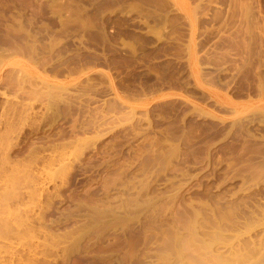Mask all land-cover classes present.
Wrapping results in <instances>:
<instances>
[{"label": "rangeland", "instance_id": "374dc122", "mask_svg": "<svg viewBox=\"0 0 264 264\" xmlns=\"http://www.w3.org/2000/svg\"><path fill=\"white\" fill-rule=\"evenodd\" d=\"M6 1L0 0L1 26L20 15L35 17L37 28L45 22L39 11L29 8L31 0H9L13 3L8 9L1 7ZM66 1L74 0L61 3L66 4ZM102 1L99 6L95 0L94 8L98 5L100 11L102 5L101 14L105 10L109 14L108 19L107 14L102 15L106 20L103 19V26L109 45L103 46L95 37L96 33L83 38L81 33L73 34L70 41L68 37L61 39L58 47L62 64L68 60L71 63L61 65L64 70L59 68L61 72L57 75L35 63L42 56L31 57L21 50H12L14 46L8 48L0 27V264H153L152 244L143 258L136 251L129 254L128 247L136 242L135 238H127L131 240L127 241L131 243L128 246L123 243L125 237L120 239L111 232L102 235L108 219L89 218L97 205L107 201L105 207H119L120 200L125 199L121 197L122 192L114 190L105 198L102 191L105 181L102 180L110 179L114 173L105 171L102 162L105 164L111 158L116 162L118 158L115 169L125 167L128 175L134 173L138 178L143 176L142 172L152 174L151 157L157 149L153 144L166 141L170 130L180 133L183 126L189 124L192 129L196 124L195 129L200 126L210 131L203 137L205 133L200 127L193 129L195 136L200 134L198 138L205 147L200 146L197 139L198 143H191L194 147H189L188 151L198 148V152L189 151V157L181 153L180 159H187L189 163H180L178 170L193 167L189 175H200L189 186L192 188L189 195L184 191L185 197H189L201 189L197 180L212 184L211 171L217 169L211 176H218L225 164L231 162L232 151L228 153L233 144L231 131L237 121H242L243 126L249 124L246 127L252 133L256 131L257 137L264 135L262 125L254 121L259 114L264 115V0H161L159 3V0H145L147 7H143V0V3L124 0V3L131 2L127 7V2L123 3L125 10L121 9L122 3L116 2L113 7L109 5L111 0L110 3ZM81 2L86 3L85 0ZM137 4L141 8H137ZM153 4L160 5L157 11ZM132 8L144 9L139 13L146 12L142 14L146 18L134 13L136 9L131 11ZM146 8L152 13L162 10L168 14H158L166 18V25L152 22V13L148 14ZM68 11L73 13L74 9ZM20 17L21 21L26 20ZM128 28L129 32L132 30L130 33ZM157 34L161 40H156ZM133 35L136 40L130 38ZM136 35H140L139 38ZM141 37L145 41L140 42ZM131 39L143 44L135 43V56L125 46L133 43ZM65 67H69V73ZM256 87L261 92L257 93ZM90 120L100 127H89ZM84 123L91 130L88 131ZM211 125L222 130H213ZM206 126L211 127L206 129ZM212 130L214 133L218 130L215 135L223 137L217 138ZM223 132L229 135L226 137ZM209 133L212 135L208 137ZM230 137L232 143L228 140ZM222 140L224 148L218 143ZM208 142L212 144L209 146ZM218 147L230 155L224 152L222 155L223 150L219 151ZM204 150L210 152V157L216 154L214 162L219 163L221 157L224 164L219 167L217 164L216 168V163H211L213 157L206 163ZM139 164L142 167L144 164L146 171L140 172L144 168L140 169ZM200 165L207 166L209 172L205 167L198 169ZM171 175L178 176L176 180L180 178V172ZM163 183L159 182L161 190ZM149 197H153V193ZM142 218L139 221L150 219L147 215L144 216L146 220ZM137 247L133 251L138 250Z\"/></svg>", "mask_w": 264, "mask_h": 264}, {"label": "bare ground", "instance_id": "6f19581e", "mask_svg": "<svg viewBox=\"0 0 264 264\" xmlns=\"http://www.w3.org/2000/svg\"><path fill=\"white\" fill-rule=\"evenodd\" d=\"M4 1H6V0H4ZM85 1H86V3L81 2V0H76V1L74 0L71 3H68L69 1H66V4L65 3L62 4L61 3L62 0L61 1L60 0H31L32 3L28 2L29 3L28 5L31 6L29 8H33L37 12L39 11L38 13H40V15L44 16V17L43 16L42 17L45 20V22L41 24L40 28H37L35 25L36 20H35V17H33V16H31V17L29 16V18H27V17L23 18L20 15L24 20L26 19L25 21H23V20L21 21L20 19H18L20 16L19 17L14 16L9 21L5 20L6 21V22L4 21L5 25H2L3 27L0 25V27L3 28V30H2L3 31V37L5 39L6 45L8 46V48H11L12 46H14V48H12V50H14V49L15 50L17 49V51L21 50L24 53L26 52V54L28 53V55L31 57L34 55L42 56V58L37 60L35 63H37L39 66L41 65V67L42 66L45 67L47 70L45 68H42V69H45L46 71L49 70L51 72H54V74L57 75V72H61L64 70L61 68V65H64L65 63H67L69 61L68 60L67 62L62 64L63 61L61 60V58L59 56L60 50H59L58 45L60 44L61 39H67V37H68V39L70 41L73 34L81 33L82 34L81 37L83 38L84 35L88 36L89 34L93 35V33H96L97 35L95 34V37H97V39L102 44H104L103 46H105V44L106 45L108 44V40L105 36V29L103 26V23H104L103 19L104 18L102 16L103 14L104 15L107 14V12L105 10V13L101 14V8H103L102 5L100 8V11L98 9L99 8L98 5L96 7L97 10H96V8H94V6H96L95 4H99V6H100V2L103 3V1L100 0V1H98L99 2L98 3L96 0L95 4H94L95 0L94 1L88 0V4H87V0H85ZM109 1L110 0H108V2ZM123 1L124 0H122V1L121 0H111L110 1L111 4H109V5H112L113 7H115L114 3L115 4H117L116 2H118L120 4L122 3L121 4L122 7L119 6L122 9L124 4H126V2H127V1H125V3H124ZM143 1H144V3H143ZM143 1L141 0V3H143L145 5V0H143ZM146 1H148V0H146ZM156 1L157 0H155V2ZM6 2H8V3H6ZM6 2H5L6 5L4 3V5H1V7L7 8V9L9 7L11 8L10 5H12L11 4L12 1L8 0ZM152 2H154V1L152 0ZM159 2H161V0H159L157 3H159ZM163 2L164 1H162V4H163ZM2 3H3V1L1 2V4ZM104 3L106 4V2H104ZM129 3L131 6V2H129ZM129 3L127 2L126 7L128 6ZM7 4L9 6H7ZM65 5H68L67 6L68 8ZM106 5H108V4H106ZM137 5H135V6L137 8H139L140 6L139 5L137 6ZM156 5L153 4V6H155L156 11H157V8L160 7L161 3L158 7H156ZM112 6H110V7H112ZM161 6L163 9L164 5H161ZM18 7H19V4H18ZM70 7H75V8L70 9ZM117 7H118V5H117ZM132 7L134 8V4ZM143 7H147V6L145 5ZM149 7H150V5H149ZM149 7H148V9H149ZM106 8H109V6H107ZM133 8L130 10L132 11V10L136 9L134 13H137V12L139 13V11H141L139 9L137 11V8H135V9H133ZM15 9H16V7H15ZM72 9H74L75 13L68 11V10H72ZM146 9H145V11H146ZM35 10H33V11L35 12ZM109 10H112V8H110ZM122 10H125V8H123ZM143 10L144 9H142L141 12H143ZM160 10H161V8H160ZM149 11L151 12V10H148L147 12H149ZM156 11L153 10V13L151 12L152 17H151V15H150V17L153 18V20L149 17H147V20L149 18V19H151L152 22L159 23V24H165L166 18L158 15L160 12H163V11L161 10L159 13H156ZM150 12L148 14H151ZM64 13H66V14H64ZM108 13H109V11H108ZM126 13H129V11L128 12L126 11ZM145 13H142V14L145 15ZM140 14L141 13H139L138 15H140ZM142 14L140 16H142ZM15 15H17V14H15ZM108 15L109 14H107V18L105 17L106 19L109 18ZM144 15L142 16V18L143 17L146 18V16H144ZM166 15H168V14H165V16ZM147 16H149V15H147ZM147 20H145V23L147 22ZM148 21H150V20H148ZM168 21H169V18H168ZM122 22L124 23V21H122ZM128 25H130V24H128ZM146 25H147V23H146ZM130 26H132V25H130ZM167 26H168V24H167ZM128 30H129V28L127 29V31ZM123 31H124V29H123ZM127 31L125 30L124 33ZM156 33H154V34L156 35ZM158 33H160V31ZM126 35L128 36L127 33H126ZM134 35H135V33H134ZM134 35L130 38L135 39ZM157 35L158 36L156 37V40H161L159 37L160 34H157ZM139 36L140 35H138L137 37L139 38ZM82 38L80 40V43L82 41ZM142 39L143 38L141 37V39L139 41L141 42ZM147 39H146V41H148ZM168 39L169 38H167V40ZM131 40H133V39H131ZM140 42L135 41V43H137V44H140ZM67 43H69V42H67ZM133 43H134V40H133ZM133 43H131V45L125 44V46L131 50L132 55L136 54V53H134L135 52L134 51L135 43L134 44ZM144 43H146V42H144ZM61 44H62V42H61ZM68 45L70 46V44H67L66 46H68ZM107 47H109V46H107ZM138 48H139V46H138ZM113 51H115V50H112V52ZM110 53H111V51H110ZM115 54H116V52H115ZM70 59H71V57H70ZM69 63H71V62L69 61ZM59 68L61 69V71H59L60 70ZM68 68H66V69L68 70V73H69ZM261 81H262V79H261ZM257 84H256V86L259 88L260 84H258V85ZM261 84H263V83H261ZM257 87L255 89H257ZM260 90H262V89H260ZM260 90L257 89V93L261 92ZM61 100H60V102H61ZM260 115L261 114H259L258 117L256 116L255 117L256 119H254V121H256V123L262 125V128H264V115L263 116L262 115L260 116ZM211 117L215 120L218 119L215 116H211ZM90 122H92V121L90 120L89 123ZM241 122L242 121H237V123L234 125L235 126L234 131H231L232 134L230 132V134L233 135V137H232L233 144L231 146V149L228 146L230 149L229 150L230 152H228V153H231V151H232L231 155L233 154L232 158H231V156H228L229 158H231L230 159L231 162L228 164H225L226 167H224V171L222 170V172H219L218 176H216L217 175L216 174V175H214V177H212L211 176L212 171H215V170L217 171V169L212 170L214 165L216 166L218 164L217 166L219 167V164H222L223 162H221V157H220L219 163H218V161L214 162L213 156H215L216 154H213V156H211V157L209 156V155H211V154H209L211 152L210 148L213 149V145H212V147L209 148V150H208V151H210L209 153L206 150H204L206 153V161L207 162L204 161V158H203L202 162L204 161V164H205V162L208 163L209 158L213 157L212 158L213 161H211V160L210 161H211V163L212 162L216 163V164L213 163L214 165L212 164L213 165V166H211L212 168L210 167V169L212 170L211 174L210 173H209L210 175L208 174L209 177L213 178L212 179L213 183L211 184L209 182H203L202 179H201V181L197 180V182H199V184L197 183L198 187H201V189L197 187L198 189H200V191L198 190L199 192H197V191L193 192L192 195L189 197H185L184 191H186V193L188 194V191L192 189V188H189V186L192 184L193 179L195 180L196 176L199 174H197L195 176L193 175L194 177H192L191 174L189 175L190 172L188 173V171L192 170L193 167L190 170L185 168L186 169L185 171L181 168L183 171H179L178 165H180V163H186V161H187V159L186 160L183 159V161H182L180 159V157H182L183 155H184V157H189L190 156V155L188 156L189 151L192 150L191 152L194 153V151L196 149L199 150L198 148H194L195 149L194 151H193V149L188 151L189 147L190 148L192 146L194 147V145L191 146V143L192 144H193V142L196 143L197 139L200 142V139L198 138V136H200L199 132L202 133L203 129L199 126L202 130L198 131L199 135L195 136L196 131H194V130H196V129L198 130V128H199L198 127L195 129L196 124L192 125L194 128L191 126L192 129L189 127V124H188V126L187 125L183 126V129L180 133L177 132L178 130L175 132H172V130H170V132H168L169 138H167V136H166V138L164 139L166 141H164L162 144H156V145H155V143L153 144L154 146H156L157 149H155V153L153 152V156H152L153 158L151 157V159L153 160V163H152L153 173L152 174H149V172L148 173L142 172L143 176L141 178H138L137 175L134 174L133 172H131V173H133L132 175L131 174L128 175L129 173H127V170L125 169L126 171H124L125 167L123 169H122V167L120 169H119V167H118V169H115L114 167L116 165H118V163H119L118 158H116L118 162L113 161L112 158H111V161H107V162H105V164L102 162V166L105 165L104 166L105 171L114 173V175L110 179H107V180L103 179L102 180V181H105L103 183L104 186H102L104 189L102 191H103L104 195L106 196L105 198H107L109 196V194H111L110 192H112V190H114L117 192H122V194H121L122 196L119 194V197H118L119 199L123 196L125 199L120 200L122 202L120 203L119 207H118V205H117V207H114V206L109 207L108 205H107V207H105L104 205H106L107 201L106 202L104 201L105 203L103 205H101V206L97 205L95 209L91 210L89 208V211L91 210V214H90L89 218L95 219L94 217H96V219H98L101 217L102 218L106 217L108 219L106 225L102 228V230H103L102 235H104L105 233L111 232V234H114V236L118 235L120 237V239L122 237H125L127 239L129 236H132L133 238H135L134 240L136 242L132 245H130L131 243L127 244L130 239L126 240L125 238L124 239L122 238L123 243H126L128 246L130 245V247L127 246L128 247L127 251L129 254H131V253L134 254L136 251L137 255H142V257L140 256V258H143L147 253L146 250L149 251V249H151L150 246L152 244L153 245V252H154L152 256L155 259V260L153 259L154 260L153 264H264V135H261V136L259 135L257 137L255 135L256 131H255V133H252V131L246 127L249 124L246 123L243 126V124H242L243 122L242 123ZM251 122H253V121H251ZM86 123H84V124L86 125ZM84 124H81V125L84 126ZM95 124H96V122H95ZM211 124H215V123H211ZM89 125L93 126L94 123L92 122V124H88V126ZM208 125H209V123H208ZM88 126L86 128L87 130H88ZM97 126L100 127L99 125H97ZM211 126H206V129H207V127H211ZM98 127H96V128H98ZM212 127L214 130V128H217L218 126L215 127L213 125ZM93 128H92V130H94ZM224 128H226V127H224ZM208 129H210V128H208ZM79 130H81V129H79ZM89 130H91V128H89ZM213 130H212V132H213ZM218 130H222V129L220 128ZM218 130L216 131L217 133H218ZM95 131H96V129H95ZM206 131L209 132L210 130H205V128H204L203 133H205V135L203 134L204 135L203 137L207 136ZM223 131H226V130H223ZM229 131L227 130V132H229ZM211 133H209L210 135H208V137L212 135ZM215 133H214V135H215ZM223 133L225 134V132H223ZM226 134H225V136H226ZM71 135L72 134H70V137H71ZM227 135H229V134H227ZM63 136H64V134H63ZM215 136H217V135H215ZM220 136H222V135H219V137ZM66 137H67V135H66ZM219 137L217 136V138H219ZM226 137L223 140H225ZM212 139H214V138H212ZM75 140H73V141H75ZM223 140H222V142H220L221 141L220 140L218 143H220V144L223 143ZM228 140H230L229 142L232 143L231 137ZM228 140H226V141H228ZM77 141H78V139H77ZM155 141H157V140H155ZM198 141H197V143H198ZM202 141H203V139H202ZM200 143H201V144H199L200 146L204 145L203 142H200ZM225 143H227L228 145H231L228 142H225ZM207 144H206V146H207ZM211 144L212 143L210 142L209 146ZM221 146L224 148V145L221 144ZM204 147H205V145L203 146V148ZM207 147L205 149H208ZM201 148L202 147H200V150H201ZM218 149H219V147H218ZM221 150H223V151H221ZM221 150L219 149V151H221L222 152L221 154L223 155L224 149L221 148ZM191 152H190V154H191ZM218 152H216L217 155L219 154ZM205 153H203V155ZM213 153H215V152H213ZM226 153H227V150H226ZM228 153H227V155H230ZM225 156L226 155H224L223 158H225ZM151 159H149L150 162L152 161ZM145 161H147V160H145ZM147 163H148V161H147ZM211 163L208 165L206 164V165L209 166V165H211ZM139 165L141 166V164H139ZM99 166H101V165H99ZM207 166L206 167H205V165L203 166V167H205V170L209 169V168H207ZM217 166H216V168H217ZM203 167L201 166L198 169H200V168L203 169ZM220 167H222V166H220ZM128 168H130V167H127V169ZM142 168H144V169L140 170V172L146 171L144 164H143V167L142 166L140 167V169H142ZM121 169L123 171L117 172V170L119 171ZM135 170H131V171H135ZM149 170H151V169H149ZM218 171H220V170H218ZM175 172H180V178L178 180H176V178H178V176L177 177L175 176V178H174L171 175L172 173H175ZM207 172H209V171L207 170ZM204 175H205V173H204ZM208 175H206L205 177H207ZM162 181H164V183H163L164 187L161 190L159 187L160 186L159 182H162ZM195 182H196V180H195ZM202 182L206 183V184H202ZM214 182H218V184L214 185ZM197 184L195 186H197ZM203 185H205V186H203ZM191 187H193V186H191ZM152 193H153V197H149V195ZM100 201H101V199H100ZM108 202H109V200H108ZM113 202H114V200H113ZM94 203H95V201H94ZM87 209H88V207H87ZM146 215H147V218L150 217V219L148 221H146V222L139 221L140 217L144 218V216H146ZM115 232H119V233L115 234ZM94 233H96V232H94ZM118 240H119V238H118ZM116 241L117 240H115V243H116ZM118 242H117V244H118ZM137 245L139 246V249L133 251V249H136ZM108 247H109V244H108ZM106 248H107V246H106ZM129 257H132V256L130 255ZM134 257H135V255H134ZM137 258H138V256H137ZM131 260H132V258H131ZM130 264H132V263H130ZM135 264H141V263L138 262Z\"/></svg>", "mask_w": 264, "mask_h": 264}]
</instances>
